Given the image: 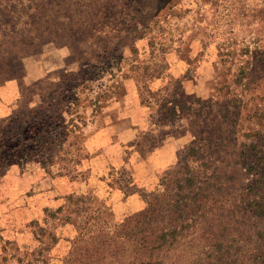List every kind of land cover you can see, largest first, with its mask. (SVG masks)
<instances>
[{
    "label": "rangeland",
    "instance_id": "374dc122",
    "mask_svg": "<svg viewBox=\"0 0 264 264\" xmlns=\"http://www.w3.org/2000/svg\"><path fill=\"white\" fill-rule=\"evenodd\" d=\"M22 111L0 264H264V0H0L2 153Z\"/></svg>",
    "mask_w": 264,
    "mask_h": 264
},
{
    "label": "trees",
    "instance_id": "16d2710c",
    "mask_svg": "<svg viewBox=\"0 0 264 264\" xmlns=\"http://www.w3.org/2000/svg\"><path fill=\"white\" fill-rule=\"evenodd\" d=\"M26 114L27 113H24L23 111L20 112L19 114H14L13 119L10 121V123L14 124L15 127H17V129L19 130V140L20 141H18L13 146L9 147V151L7 153L5 152L2 153L3 147L6 144L4 143L5 138L3 137L4 129H1L0 127V170L7 169L8 166L11 164L21 165L23 162L29 161V154L32 151L31 149H34V146H30L29 144H27L29 143V140L31 139V136L27 134H30L33 127H32V123L29 122L30 120ZM175 118H178L176 113L174 114V119L172 120H175ZM9 127L10 126L5 127V129L7 130ZM44 137H45L44 132L42 130H39L38 136H36V139H35L36 141L35 148L37 150H40L44 147V144L46 142V140H44L45 139ZM49 143H52L51 140H49ZM191 145L192 147L190 146L188 153L189 154L191 152L198 153L197 151L194 150L193 144ZM38 162L41 164L43 163L41 160H38ZM259 183H260V180H254L252 184H248L244 187L246 194L250 195V199L247 200L246 203L244 201L243 202L246 204V209H248L249 211H252V213H254L256 216L263 217L264 216V204H263L264 198L263 197L260 198L262 201L256 200V198L259 197L258 188L261 187ZM153 211H154L153 208L148 211L150 214V217H152ZM178 211H182V210L178 209ZM138 214L141 215L143 213H138ZM81 240L82 238H78L76 243L81 242ZM17 261L19 262L21 261V259H18Z\"/></svg>",
    "mask_w": 264,
    "mask_h": 264
},
{
    "label": "crops",
    "instance_id": "0c3cea01",
    "mask_svg": "<svg viewBox=\"0 0 264 264\" xmlns=\"http://www.w3.org/2000/svg\"><path fill=\"white\" fill-rule=\"evenodd\" d=\"M188 86H184V87L187 88ZM146 108L147 107L145 106V107H140V109L138 108L137 110H134L136 112V114H135L136 115V119H135L136 123H142L144 121L145 115H146L145 114ZM137 114H138V117H137ZM138 128H140V127L133 129L134 132L132 133L131 139H132V137L133 138L135 137ZM126 133L127 132L125 130H122L117 134V137H118L117 144L118 145H121L122 142H126L130 139V138H125L127 135ZM177 143H178V139L177 138L174 139L173 136H170L169 138L165 139L164 144L162 146H160L156 151L153 152V154L155 156L152 159V161H153L152 164H155V166H158L161 169L163 164L170 163L172 161V155L175 152V149L177 148ZM151 155H152V153H151ZM139 165H141V164H139ZM136 202L138 203V201H136Z\"/></svg>",
    "mask_w": 264,
    "mask_h": 264
}]
</instances>
